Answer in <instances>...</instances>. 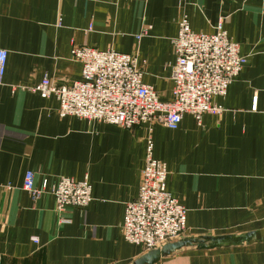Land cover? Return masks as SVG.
<instances>
[{"label": "crops", "instance_id": "0c3cea01", "mask_svg": "<svg viewBox=\"0 0 264 264\" xmlns=\"http://www.w3.org/2000/svg\"><path fill=\"white\" fill-rule=\"evenodd\" d=\"M184 14L197 32L224 28L246 57L227 94L215 98L219 115L198 122L185 113L176 129H128L61 117L55 96L29 90L45 76L58 84L81 79L71 49L88 45L137 52L143 81L171 100L173 39ZM0 48L8 51L0 84V264H140L160 248L127 241L121 228L126 204L139 194L149 136L167 163L168 190L187 208V230L169 242L207 245L183 246L151 264H264V0H0ZM28 171L40 188L44 179L89 175L93 200L67 209L70 221L62 223L50 192L33 198L23 188ZM220 236L236 241L206 239Z\"/></svg>", "mask_w": 264, "mask_h": 264}, {"label": "built area", "instance_id": "2783aa9c", "mask_svg": "<svg viewBox=\"0 0 264 264\" xmlns=\"http://www.w3.org/2000/svg\"><path fill=\"white\" fill-rule=\"evenodd\" d=\"M173 47V97L168 101L161 100L155 88L143 81L144 66L137 52L88 45H73L71 49V57L82 63L81 79L58 84L45 76L29 90L45 98L55 96L61 117L71 115L128 129L142 123L148 124L150 131L157 124L176 129L185 113L200 122L206 113L223 112L224 107L215 98L227 94L246 62L238 42L222 27L212 33L195 31L184 14ZM7 57L8 51L0 48V84L4 81ZM256 102L255 98L254 110ZM168 174L167 163L154 155V141L149 136L139 194L126 204L121 225L124 238L145 250L158 248L187 230V209L168 190ZM23 188L33 198L50 192L62 223L70 221L62 214L67 209L85 208L93 200L89 175L82 179L59 176L52 183L44 179L40 188L35 173L28 171ZM33 240L38 242L36 237Z\"/></svg>", "mask_w": 264, "mask_h": 264}, {"label": "water", "instance_id": "95a60500", "mask_svg": "<svg viewBox=\"0 0 264 264\" xmlns=\"http://www.w3.org/2000/svg\"><path fill=\"white\" fill-rule=\"evenodd\" d=\"M206 239H211L214 242H216V244H221L222 242H225L226 240H233L236 241V237L233 238L231 236H220V237H206ZM206 241L201 240L199 238H193L190 240H177V241H173V242H169L167 244L162 245L160 248L156 249L154 252H152L150 255H148L145 259H143L141 263H154L155 261H157L159 258L164 257V256H168L172 253H174L175 251H177L178 249H180L183 246L186 245H190V244H194V243H199L200 247H207V245H204V243Z\"/></svg>", "mask_w": 264, "mask_h": 264}, {"label": "rangeland", "instance_id": "374dc122", "mask_svg": "<svg viewBox=\"0 0 264 264\" xmlns=\"http://www.w3.org/2000/svg\"><path fill=\"white\" fill-rule=\"evenodd\" d=\"M222 113V112H221ZM217 115V114H216ZM219 115V114H218ZM154 155H155V153H154ZM169 175V174H168ZM187 209V208H186Z\"/></svg>", "mask_w": 264, "mask_h": 264}]
</instances>
